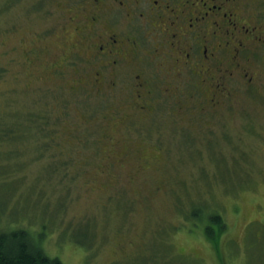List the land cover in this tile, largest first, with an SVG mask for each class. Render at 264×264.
Listing matches in <instances>:
<instances>
[{
  "label": "rangeland",
  "instance_id": "obj_1",
  "mask_svg": "<svg viewBox=\"0 0 264 264\" xmlns=\"http://www.w3.org/2000/svg\"><path fill=\"white\" fill-rule=\"evenodd\" d=\"M60 3L0 0V230L28 229L64 264H264V47L216 109L179 116L164 86L121 131L132 92L98 93L54 64Z\"/></svg>",
  "mask_w": 264,
  "mask_h": 264
},
{
  "label": "flooded vegetation",
  "instance_id": "obj_2",
  "mask_svg": "<svg viewBox=\"0 0 264 264\" xmlns=\"http://www.w3.org/2000/svg\"><path fill=\"white\" fill-rule=\"evenodd\" d=\"M57 1L62 53L54 64H74L75 84H92L98 93L113 95L120 87L132 92V99L123 98L129 109L118 115L122 126L136 113L155 112L164 86L169 89L162 101H175L179 116L193 107L216 109L226 79L247 76L244 57L250 61L254 49L264 47V0ZM54 28L38 32L39 40L55 34ZM35 51L28 48L31 57ZM89 67L92 74L81 73ZM104 118L117 119L113 111Z\"/></svg>",
  "mask_w": 264,
  "mask_h": 264
},
{
  "label": "trees",
  "instance_id": "obj_3",
  "mask_svg": "<svg viewBox=\"0 0 264 264\" xmlns=\"http://www.w3.org/2000/svg\"><path fill=\"white\" fill-rule=\"evenodd\" d=\"M209 221L210 223L206 226L205 232L211 240L217 241L226 224L219 213L211 214ZM214 226L218 236L214 234ZM0 264L64 263L58 257L49 256L42 247L40 239H36L31 231L18 227L0 230Z\"/></svg>",
  "mask_w": 264,
  "mask_h": 264
}]
</instances>
